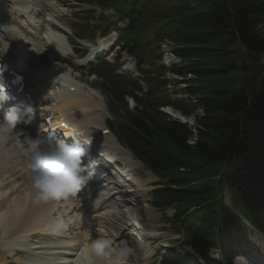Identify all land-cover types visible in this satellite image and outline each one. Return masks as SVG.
Masks as SVG:
<instances>
[{"label":"trees","instance_id":"trees-1","mask_svg":"<svg viewBox=\"0 0 264 264\" xmlns=\"http://www.w3.org/2000/svg\"><path fill=\"white\" fill-rule=\"evenodd\" d=\"M83 1L104 8L122 0ZM131 3L125 46L133 43L139 51L152 32L150 54L163 38L171 40L173 53L183 60L176 71L184 77L180 92L190 102L164 93L158 100L195 116L192 128L169 120L158 107H147L159 106L152 98L157 90L138 98L141 114L124 116L132 126L124 130L126 140L168 185L152 192V203L157 208L176 203L183 210L209 194L212 204L190 213L186 221L178 215L172 219L184 231L185 243L204 258L240 220L218 198L217 184L235 190L246 209L243 215L264 233V0ZM230 70L236 73L227 79ZM190 138H195L194 144L187 143ZM193 181L199 182L197 187L182 188ZM173 184L179 188L172 190ZM162 260L161 264L180 263L169 254Z\"/></svg>","mask_w":264,"mask_h":264},{"label":"bare ground","instance_id":"bare-ground-1","mask_svg":"<svg viewBox=\"0 0 264 264\" xmlns=\"http://www.w3.org/2000/svg\"><path fill=\"white\" fill-rule=\"evenodd\" d=\"M13 1L16 3H22L23 5L32 2V0ZM36 1L41 5L42 11H47L48 9H53L55 11V0ZM3 15H8L10 23L19 30V33H22V38L20 39H13L5 32L0 34V36H3L4 40L10 44L11 50H13L12 43L14 42L16 47L20 50L34 51L37 53V56L43 57V53L41 52V49L43 51V46L40 44L41 38L37 36L36 32H33L32 24L21 18L19 11L17 10L7 12L5 9H0V18ZM0 23L4 24L1 20ZM110 40L111 39H106L98 42L97 46L94 48L95 50L91 51L90 55L98 53L100 49H107L110 45ZM51 42L54 43L55 39ZM0 44H4V42L0 40ZM29 45L33 47L28 48ZM54 46L57 47L55 43ZM0 56L5 57L8 60H13L11 52H7L6 55ZM53 66L51 65L55 70H60V67L58 68L57 65ZM69 87L70 86L65 89L56 90L53 96L50 92H48V95L45 92L40 94L36 98L40 102L39 111L41 113L39 116L44 115V111L46 110L54 109L58 111L64 118L65 122L69 124V130L75 132H88L92 126H102L103 122L99 119L104 116V111L101 108L100 96L90 89H81L74 86L75 90L71 91L69 90ZM52 97L55 99L54 105H47ZM91 109H93V111L89 113ZM77 111L82 113L81 119L76 118ZM94 116L98 117L97 122H92ZM2 118L3 117L0 115V119ZM16 133L17 131L14 128L8 132H0L1 264L7 263L6 258H11L12 261L14 259L16 264H36L38 255L35 251L38 248H45L47 252L48 250L52 251L50 249H54L55 252H49V255H63L65 258H61L62 261H57V264H73V262L69 260V257L79 253V249L84 250V254L90 257V259L91 256H94V258L97 259L91 249V242L98 238L110 239L111 241L118 238V233L116 232L111 236L107 234L105 228L106 222H104L106 221L105 218L107 216H112L117 220L122 217L116 218L118 213L114 211L115 206L113 205V198H108L102 188L93 194L90 189L100 181L97 180L94 182L90 180L78 193H76L75 196L36 200L26 179V166L28 159L25 155L27 147L24 144L26 142L19 140V142L14 144L13 137H18ZM100 140L103 142L106 141L105 137H100ZM111 143L119 151L123 152V171L134 169L139 166V163L134 161L128 152L121 149L114 141H111ZM148 178L152 179L153 176L149 175ZM138 188L141 191H144L146 185L138 180L136 181L135 190ZM132 191H134V189ZM61 200H65L67 210H70V216L68 217V214L64 213L66 206L63 207L62 210H59V207L61 208V206H59ZM115 209L118 212H121L122 206L119 204ZM122 212L123 215H125V211ZM124 219L127 220L125 216ZM122 220L123 219L120 221ZM71 224H73V226H71ZM61 225L64 228L75 227L76 232H70V235L65 236V234L62 233L63 231H59L61 230L59 228ZM109 226L114 230V223L109 224ZM72 229L74 230V228ZM123 236L125 235L121 232L119 237L122 238ZM255 236L257 237L258 235ZM33 238H36L38 241L36 239L35 241ZM258 238L261 239V256L264 258V237L258 236ZM114 243L115 241L112 242L111 249L107 250L105 254L111 255L113 254L112 252H115L120 246L125 245L123 241L118 242L121 245H118L117 247ZM14 255L23 256L22 261L20 262ZM48 258L49 261H51L52 257L48 256ZM104 259L107 262L105 256ZM145 261L146 257L141 259V264H144Z\"/></svg>","mask_w":264,"mask_h":264},{"label":"rangeland","instance_id":"rangeland-1","mask_svg":"<svg viewBox=\"0 0 264 264\" xmlns=\"http://www.w3.org/2000/svg\"><path fill=\"white\" fill-rule=\"evenodd\" d=\"M33 1V0H32ZM56 1V8L55 11L52 9H48L47 11H40L37 10L38 7H36L34 4H39L38 1H33L32 3H26L23 7H17L19 9V13H21V15H23V17L25 19H27L29 21V23L33 24L34 27H37V29L39 30V28L41 29V44L42 46H44L45 51L43 52L41 49V52L44 53V57L48 59L49 55H50V49H48V46H54V43L57 47H55V50L62 52L63 54H68L70 51L69 49L73 50V54H86L87 53V47H84L83 44H86V41H82L83 44L78 43L76 40H74V33L72 32V27L71 26H75L77 27V22L76 20L73 18V14L76 13L77 11H79L81 8L84 9L87 6L80 4L79 7H76V3L73 0H55ZM0 9L2 10H6L7 12H9L8 7H6V5L4 3L0 4ZM55 16V17H54ZM8 15H3L0 20L3 23H8ZM44 19H47L48 23H50V25L55 26L56 24L61 27L63 29V31L61 30L62 33H59L57 31L51 30L50 27H47V22L44 21ZM53 20L54 22L50 21ZM9 24V23H8ZM42 24L44 27H42ZM12 25V24H10ZM13 26V25H12ZM50 33H55L57 35H59L61 38H59L57 35H55V37L50 34ZM78 33H80V31H78ZM50 34V35H48ZM84 35H86V33H83ZM90 36H95V38H99L100 37V33L99 34H94V33H90ZM55 39V42L52 43L51 41H53ZM89 42V41H87ZM89 43H93L94 42H89ZM236 43V42H235ZM95 50V49H93ZM92 50V51H93ZM66 51V52H65ZM118 50L117 47H112L111 51L109 52V55L104 59V58H100L98 61H100V64L102 65L104 63V61H111L113 60V58H115V55H117ZM168 57H170L169 55H167ZM76 58V56H72L71 59L67 60V63L65 64H59L54 62V64L56 65H62V67L67 66L68 68H70L72 71H74L75 74L78 75V78L81 77V80L86 81L85 83L95 87L96 85V76H89L87 73H89V71L92 69L91 65H88L87 63L84 64L81 60L83 59H74ZM125 59V61H129L128 59H126L125 56L122 57V60ZM167 59V57L165 58ZM171 58H168V60H170ZM39 58H29L25 64H27V67L30 69V73H29V78H30V82H31V87L36 90L38 86H45L47 87L50 91V93H52V96L55 92H52V89H55L57 86V82L59 81L58 76L56 75V73H54V71H51L49 69V67H46L45 65H42L39 61ZM172 60V59H171ZM79 63V65H74L71 62L74 63ZM97 61V62H98ZM97 62H95L92 65H96ZM131 63V62H129ZM58 67V66H57ZM59 68V67H58ZM60 71L62 72V69L59 68ZM64 71L66 72V69H64ZM235 71L234 70H230V72L226 73V77L227 79H229V77L231 75H235ZM178 78V77H176ZM179 79V78H178ZM69 79H65L62 83L61 87H58V89L56 90H60V89H65L66 84H68ZM72 84L68 85L71 86ZM67 86V87H68ZM183 85H181L182 87ZM54 101V102H53ZM55 103V99L52 97L50 98L49 102L47 104L54 105ZM101 108L103 109V105L101 103ZM104 111V109H103ZM177 115H175V118L177 119ZM185 121L188 122L189 126H192L191 124L194 123V120L191 118V116L189 117H184ZM17 142V139H15L13 137V143L15 144ZM143 166H138L136 171L132 172V175L129 176V178L131 179V184L133 186V188H136V181H142L147 189H149V191L151 190V188L153 187V183L155 181H157V177L151 173L149 170L142 168ZM149 174H152L154 177L152 179H149ZM223 194H224V201L226 204H229V199L230 196L231 197H235V195L227 189V188H223ZM148 191V192H149ZM136 193L134 196L130 195L128 197H122L120 198V200H117V203H120V205L122 206V210L121 212H118L115 208L114 211H116V213H118V215H116V218H120L123 219L122 221H120L121 219H115L112 216H105V220L104 222H106L105 224V228L107 230V234L108 235H112L115 232L118 233V238L113 239L112 241L116 244V247L118 245H121L118 242H124L125 245H127L128 247H130L132 249V254L128 257L127 259V264H141V259H143L144 257H146V261L144 262V264H156L158 262L159 259V253H160V248H162V246H164L166 249H168V247H171L173 245H175L176 249L180 251V253H185L186 251H189L188 248H186V246L183 244L182 242V235L173 231L172 228H168V224L166 222L163 221V214L156 210L154 207L151 206L150 202H149V193ZM125 201H130L132 203H125ZM60 202L63 203H59L61 208L59 207V210H62L63 207L66 206V202L65 200H61ZM118 207V206H117ZM127 210H131L129 212V217L126 213ZM125 211L123 215V212ZM70 210H67V206L64 210L65 214H68V216H70L69 214ZM166 213V215H169L170 211L166 210L164 211ZM62 213V214H64ZM120 214V216H119ZM125 218H139V220L141 221V226L144 229L142 231L143 234H140L139 232L137 233V237H132L130 235V233L132 232L131 227L128 225V223L126 222ZM111 218V219H110ZM112 222V223H111ZM115 225L114 230L111 229V227L109 226V224H113ZM71 226H73V224H71ZM109 226V227H107ZM74 228V230L72 229ZM72 228H64L63 230H59L60 232H62L63 234H65V236L70 235V232H76L75 227ZM234 228V225L231 227ZM116 229V230H115ZM109 230V231H108ZM121 232H123V236L122 238H120V234ZM146 232H153L155 235L154 238L151 239H146L144 236L146 234ZM255 235H251L250 237V242H253L254 239L258 240L261 244V239L258 238V236L256 238H254ZM110 238V237H109ZM34 240L36 238H33ZM37 240V239H36ZM35 240V241H36ZM38 241V240H37ZM39 241H43V240H39ZM250 242H246V244H244L246 246V248L248 246H250ZM118 243V244H117ZM113 244V246L115 247V245ZM228 246L230 248V255H235L238 254L237 252H241L242 248L241 246H238L237 248H235V250H232V242H228ZM81 248V247H79ZM47 249V248H46ZM163 249V248H162ZM53 252H55L54 249H50ZM52 251L47 252V250H45V248H41V249H37L35 252L37 255H41L39 257V260L36 261V264H57V261H62L61 258H63V255H59V254H54V255H49L50 253H52ZM78 251H80L79 253H77L76 255H73L72 257H69V260H71L73 262V264H96L97 259L94 258V256L88 257L87 255H85L84 250L79 249ZM50 252V253H49ZM243 252H247L246 250H243ZM113 254L109 255V259L115 260V252H112ZM47 254V255H46ZM148 254V255H147ZM147 255V256H146ZM15 256V255H14ZM42 256H51L52 257V263L51 261H49L47 263V261L42 257ZM213 256H217L219 257V255L216 254V252H213ZM15 257H17L19 259V261L21 262L23 259V256H19L16 255ZM65 258V257H64ZM108 258H106V260H109ZM96 260V261H95ZM1 261V260H0ZM17 261V262H19ZM2 262V261H1ZM0 262V264H1ZM6 264H16V262H14L11 260V258H6ZM11 262V263H10ZM19 262V263H20ZM205 264L202 260L197 259L195 256H193L192 261L190 262V264ZM64 264V263H63Z\"/></svg>","mask_w":264,"mask_h":264},{"label":"clouds","instance_id":"clouds-1","mask_svg":"<svg viewBox=\"0 0 264 264\" xmlns=\"http://www.w3.org/2000/svg\"><path fill=\"white\" fill-rule=\"evenodd\" d=\"M0 29L13 39L22 38V33L8 23L0 24ZM0 40L4 42L0 48V55H3L9 45L3 36H0ZM5 99L7 98L0 96V101ZM33 113L34 109L25 103L11 107L0 119V132L11 131L22 119L26 124L31 123ZM28 144L25 150L28 158L26 179L36 200L75 196L93 178L90 168L95 162H84L86 149L80 142H53L37 136L30 139ZM111 245L112 241L104 238L91 242V249L97 257L96 264H127V259L132 254V249L127 245L115 250V260L105 261V253L111 249Z\"/></svg>","mask_w":264,"mask_h":264},{"label":"snow or ice","instance_id":"snow-or-ice-1","mask_svg":"<svg viewBox=\"0 0 264 264\" xmlns=\"http://www.w3.org/2000/svg\"><path fill=\"white\" fill-rule=\"evenodd\" d=\"M56 198H59L58 196ZM45 200H48V199H45Z\"/></svg>","mask_w":264,"mask_h":264},{"label":"water","instance_id":"water-1","mask_svg":"<svg viewBox=\"0 0 264 264\" xmlns=\"http://www.w3.org/2000/svg\"><path fill=\"white\" fill-rule=\"evenodd\" d=\"M2 30V29H1ZM3 31V30H2Z\"/></svg>","mask_w":264,"mask_h":264}]
</instances>
